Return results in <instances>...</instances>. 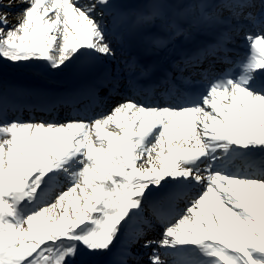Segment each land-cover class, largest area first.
<instances>
[{
  "label": "snow or ice",
  "instance_id": "obj_1",
  "mask_svg": "<svg viewBox=\"0 0 264 264\" xmlns=\"http://www.w3.org/2000/svg\"><path fill=\"white\" fill-rule=\"evenodd\" d=\"M14 3L27 7L9 27L2 9ZM255 6L200 0L197 24L223 30L173 68L208 59L233 66L204 69L202 91L133 58L124 62L127 80L105 73L87 90L101 111L76 107L77 94L40 105L49 119L24 120L9 118L0 81V264H74L110 255L118 244L113 264H129L141 240L155 246L150 264H264V12ZM106 16L123 44L119 29L129 15L116 0H0V60L52 70L115 60ZM132 16L134 29L165 33L148 40L149 53L191 35L179 22L184 14L169 17L166 0ZM246 25L248 53L235 62L229 45ZM114 96L123 99L104 111ZM60 107L71 109L63 120ZM156 226L163 238L145 239Z\"/></svg>",
  "mask_w": 264,
  "mask_h": 264
},
{
  "label": "bare ground",
  "instance_id": "obj_2",
  "mask_svg": "<svg viewBox=\"0 0 264 264\" xmlns=\"http://www.w3.org/2000/svg\"><path fill=\"white\" fill-rule=\"evenodd\" d=\"M117 2V11L121 13H125L129 15V19H127L120 27V31L124 32L125 38L123 44H119L116 42L115 38L110 34V39L113 40L114 45L112 46L116 50V59L115 60H103L96 62L92 67L86 68L83 66L84 61H78L76 63H70L67 68L63 70H52L47 68L43 62L39 63H30V64H20L14 65L6 60H0V81L3 82V92L5 97V106L8 110L9 118H14L15 116L23 117H31L35 115L37 119L44 118L49 119L47 115H45L42 111L38 110L39 106L42 103H32L30 104H22V103H14L12 104L13 98L9 97L5 94L13 93L15 96L22 97V95H18V87L17 84L20 83H30V88L36 89L38 91L43 90L46 99V102L51 100H55L60 97H69L77 94H82L79 96V102L76 107L80 109H88L89 113L92 110L101 111V108H94L91 105V102L86 95L88 89L92 86H99L98 78L103 77L105 73H111L119 75L123 78L127 77V73L125 72V61H130L131 59H127L128 53L133 47V44L137 40L136 34L131 29L132 20L134 16L132 14L135 13H145L147 9L151 7V5L156 2V0H116ZM200 0H166V11L170 18H176L177 13L184 14V18L180 19V23L183 27H186L188 24H191L193 20L192 13L196 8V5L199 4ZM262 4V5H261ZM255 0V8L252 11L259 14V11H263L264 3L263 1ZM20 6H25V4H19ZM3 11V10H2ZM5 12V11H4ZM224 16L226 17L229 13L224 11ZM264 12V11H263ZM17 15L10 14L8 17L9 27L13 26L17 23ZM14 24L12 25V23ZM105 23L110 27L108 30H113V18L105 17ZM245 28V27H244ZM190 38H193V35H190ZM238 47L244 48L240 49L239 52L234 53L230 52V57H244L248 53L247 44L244 41ZM237 48V47H235ZM226 66V64L216 63L212 59H208L203 62L200 66L201 72L204 69L212 66L214 69L219 68L220 66ZM99 95L101 97L107 96V89L101 87L99 90ZM119 96L108 97L105 105L102 106L104 111L106 110V106L111 109V104L116 100ZM35 106V108H31ZM34 109H37L34 111ZM109 109V110H110ZM64 111H71L68 107H60L58 109V114L60 117L65 116ZM74 114V113H73ZM63 117V118H65ZM145 217L148 219H152V210L150 207H146ZM161 229V237L163 238L164 229ZM152 233L156 232L155 228H153ZM154 234H158L157 232ZM153 239V238H152ZM123 250V244H118L117 247L113 250V253L107 256L87 258L84 256L78 257L74 264H83V262L88 259L91 261V264H113V261L121 259V253ZM133 256V255H132ZM133 258H135L133 256Z\"/></svg>",
  "mask_w": 264,
  "mask_h": 264
},
{
  "label": "rangeland",
  "instance_id": "obj_3",
  "mask_svg": "<svg viewBox=\"0 0 264 264\" xmlns=\"http://www.w3.org/2000/svg\"><path fill=\"white\" fill-rule=\"evenodd\" d=\"M4 3L7 4V0H4ZM19 4L20 3H14L12 5V7H10V8L9 7H4L2 10L7 12V13L13 14V15L16 14L17 15L16 17L18 19V14L21 13L22 10L25 7H27V5L19 7ZM13 24H14V22L12 23V25ZM244 30H246V29H244ZM242 34L243 33H241L240 35H242ZM240 35H238L237 37H239ZM154 228H155V231L158 234H154L156 232L152 233L153 231H148L147 232V236L145 237V239H151V240H161L162 239V237H161V229H160L162 227L156 226ZM143 243H144V240H141L138 244H136L134 247L131 248V253H132V255L135 258L134 259H130L129 260V264H150L149 256L151 255V253L153 251V247H155V246L149 247V248H144L142 246Z\"/></svg>",
  "mask_w": 264,
  "mask_h": 264
}]
</instances>
